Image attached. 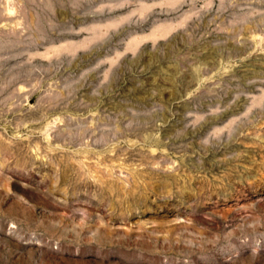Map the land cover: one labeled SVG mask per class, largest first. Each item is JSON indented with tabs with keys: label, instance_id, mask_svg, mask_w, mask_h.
Returning <instances> with one entry per match:
<instances>
[{
	"label": "rangeland",
	"instance_id": "1",
	"mask_svg": "<svg viewBox=\"0 0 264 264\" xmlns=\"http://www.w3.org/2000/svg\"><path fill=\"white\" fill-rule=\"evenodd\" d=\"M0 264H264V0H0Z\"/></svg>",
	"mask_w": 264,
	"mask_h": 264
}]
</instances>
